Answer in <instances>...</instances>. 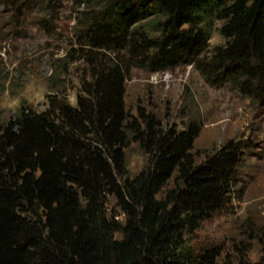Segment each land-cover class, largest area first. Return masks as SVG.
<instances>
[{
	"label": "trees",
	"instance_id": "obj_1",
	"mask_svg": "<svg viewBox=\"0 0 264 264\" xmlns=\"http://www.w3.org/2000/svg\"><path fill=\"white\" fill-rule=\"evenodd\" d=\"M75 1L86 8L66 52L86 74L75 105L56 91L0 125V264H213L220 247L190 238L240 190L252 144L231 138L195 163L201 122L178 129L142 106L131 114L125 83L131 65L191 64L264 106V0ZM214 27L223 43L209 48ZM131 142L147 157L134 175ZM108 196L124 221L108 214ZM239 264H264V247Z\"/></svg>",
	"mask_w": 264,
	"mask_h": 264
},
{
	"label": "rangeland",
	"instance_id": "obj_2",
	"mask_svg": "<svg viewBox=\"0 0 264 264\" xmlns=\"http://www.w3.org/2000/svg\"><path fill=\"white\" fill-rule=\"evenodd\" d=\"M85 10V4L75 0H0V125L21 102L44 109L47 95L56 91L75 105L86 74L82 61L70 62L66 52L72 47L79 12ZM216 27L209 48L223 43ZM125 87L131 114L142 106L164 126L178 129L190 119L201 122L192 148L195 163L228 139L248 138L252 146L240 170V190L225 208L202 222L190 243L197 250L219 246L213 264H222L226 257L232 264L259 260L264 247V106L227 84L209 83L191 64L165 71L131 65ZM125 153L130 175L145 166L147 157L137 143L131 142ZM107 211L117 212L124 221L113 196L107 197Z\"/></svg>",
	"mask_w": 264,
	"mask_h": 264
}]
</instances>
